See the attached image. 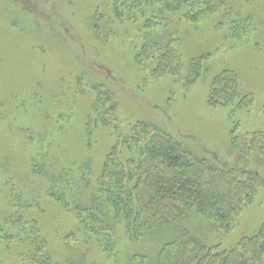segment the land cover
<instances>
[{
    "label": "rangeland",
    "instance_id": "obj_1",
    "mask_svg": "<svg viewBox=\"0 0 264 264\" xmlns=\"http://www.w3.org/2000/svg\"><path fill=\"white\" fill-rule=\"evenodd\" d=\"M167 1L195 0H137L144 14L136 22L125 20L129 6L120 0H0V219L35 222L54 261L73 258L84 242L69 185L79 188L78 203L89 204L108 155L137 123H154L196 156L256 178L255 202L230 232L192 219L203 244L231 249L264 223V162L232 146L233 137L242 141L264 130V0H228L222 12L200 23L169 14L171 23L153 34L180 39L179 84L171 75H153L154 63L142 61L150 65L145 70L134 58L151 7L159 11ZM231 9L251 21L233 36L226 17ZM194 62L198 75L190 69ZM226 71L237 76L240 95L253 99L236 113L208 103L212 81ZM112 102L115 120L102 121ZM77 230L76 240L64 241ZM114 234L110 261L90 243L89 261L128 264L134 254L154 256L168 241L162 235L133 243L123 225ZM8 261L0 257V264Z\"/></svg>",
    "mask_w": 264,
    "mask_h": 264
},
{
    "label": "trees",
    "instance_id": "obj_2",
    "mask_svg": "<svg viewBox=\"0 0 264 264\" xmlns=\"http://www.w3.org/2000/svg\"><path fill=\"white\" fill-rule=\"evenodd\" d=\"M120 1L129 6L125 20L136 22L144 14L142 10L139 15L137 0ZM227 1L195 0L187 4L167 1L159 11L151 7L150 15L142 25L146 35L135 54V62L145 70L154 63L151 67L153 75H171L179 84L183 79L180 39L153 32L163 24L171 23L167 19L169 14L177 13L180 22L200 23L222 12ZM226 17L232 36L251 23L233 9ZM146 60L150 63L148 67L141 63ZM190 69L198 75L201 71L199 62H194ZM110 98L114 100V95ZM208 103L213 108H230L236 113L252 105L253 99L249 95H240L237 76L226 71L212 81ZM116 112L117 107L112 102L110 115L108 118L101 115L102 121L115 120L112 115ZM232 146L243 154L255 153L254 157L264 162V130L250 134L242 141L233 137ZM121 149L131 157L126 158ZM69 186L77 196V218L84 233V242L76 246L74 257L63 262L54 261L35 222L16 217L0 219V243L3 244L0 257L9 260V264H105L89 261L87 247L89 243L95 244L110 261L109 255L117 247L114 228L123 225L126 237L133 243L168 235V241L154 256L134 254L128 264H260L264 261V223L257 234L223 250L219 245L207 246L198 240V230L192 224L193 218H199L218 226L223 233L230 232L234 219L255 202L256 178L244 179L233 169L221 168L196 156L154 123H137L122 146L113 147L89 204L78 203L79 188L75 183ZM59 202L65 206L64 201ZM79 232H72L64 241L76 240L73 238Z\"/></svg>",
    "mask_w": 264,
    "mask_h": 264
}]
</instances>
